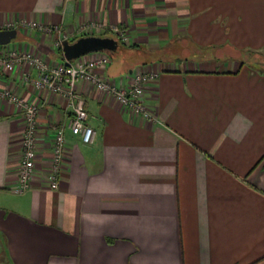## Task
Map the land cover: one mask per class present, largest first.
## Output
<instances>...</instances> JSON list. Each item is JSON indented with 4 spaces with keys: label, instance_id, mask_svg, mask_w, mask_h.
<instances>
[{
    "label": "crops",
    "instance_id": "1",
    "mask_svg": "<svg viewBox=\"0 0 264 264\" xmlns=\"http://www.w3.org/2000/svg\"><path fill=\"white\" fill-rule=\"evenodd\" d=\"M92 21L102 28L91 35L116 39L117 26L138 50L106 67L117 85L157 73L144 93L155 120L79 82L95 138L65 131L51 190L50 126L70 110L23 83L24 69H0V89L40 106L35 176L18 192L23 123L0 101V264H264V0H0V27L59 26L73 41ZM16 30L0 50L66 61L57 33Z\"/></svg>",
    "mask_w": 264,
    "mask_h": 264
},
{
    "label": "built area",
    "instance_id": "2",
    "mask_svg": "<svg viewBox=\"0 0 264 264\" xmlns=\"http://www.w3.org/2000/svg\"><path fill=\"white\" fill-rule=\"evenodd\" d=\"M20 28L47 30L59 33V26L45 27L37 23H18ZM16 22H8L2 29H19ZM102 28L97 22H85L77 31L84 35L93 30ZM113 34L125 43L127 37L123 29L110 27ZM67 38L56 40L55 44L62 46ZM5 46V45H4ZM94 58L84 56L60 63H52L44 56L22 47L13 46L0 50V69L5 72H15L16 69H24L20 73L23 83H31L35 88L57 94L66 101L70 110V116L66 123H56L50 126L53 131L51 144L50 167L44 174L46 185L51 190H57L60 184V175L66 150L65 131L69 130L78 136L82 143L91 144L95 138V130L88 124V113L85 107V99L77 90L79 82L89 84L93 89L110 96L119 103L130 116L141 117L146 121H153L155 117L150 107L144 103L146 88L152 84L157 73L154 71L139 70L134 72L127 85H117L105 74L106 67L110 63L108 54L97 52ZM34 72V76H32ZM0 101L13 105L21 115L23 132L21 140V154L17 170L18 192H24L31 187L36 171L37 139L39 134L38 115L40 106L24 100L18 93L11 89H0Z\"/></svg>",
    "mask_w": 264,
    "mask_h": 264
},
{
    "label": "water",
    "instance_id": "3",
    "mask_svg": "<svg viewBox=\"0 0 264 264\" xmlns=\"http://www.w3.org/2000/svg\"><path fill=\"white\" fill-rule=\"evenodd\" d=\"M17 36L16 29L0 30V46L8 45ZM118 40L110 36L85 35L73 41L62 42V54L66 61L78 59L90 53H105L110 55L118 47Z\"/></svg>",
    "mask_w": 264,
    "mask_h": 264
},
{
    "label": "trees",
    "instance_id": "4",
    "mask_svg": "<svg viewBox=\"0 0 264 264\" xmlns=\"http://www.w3.org/2000/svg\"><path fill=\"white\" fill-rule=\"evenodd\" d=\"M117 39V38H116ZM118 40V47L117 49L114 51V52H111L109 56L110 58V61H112L113 59H116V58H119V57H125V56H129L132 51V55L135 54V53H138L137 51V48H136V45H126L125 43H123L122 41H120L119 39ZM59 53L61 56H63L62 54V47L59 49ZM242 56H246V57H249V56H252L251 54L249 53H245V54H242ZM245 59H248V58H245ZM260 68L258 69V71L260 72H264V63L263 64H260Z\"/></svg>",
    "mask_w": 264,
    "mask_h": 264
},
{
    "label": "rangeland",
    "instance_id": "5",
    "mask_svg": "<svg viewBox=\"0 0 264 264\" xmlns=\"http://www.w3.org/2000/svg\"><path fill=\"white\" fill-rule=\"evenodd\" d=\"M117 27V26H116ZM119 28V27H118ZM24 29H29L28 27H24ZM119 29H122V28H119ZM29 30H32V29H29ZM35 30H39V29H35ZM124 30V29H123ZM39 31H42L44 34H48L49 36L54 34L55 32L52 31V32H47V30H39ZM125 33V31H124ZM69 34H72L71 32ZM53 36V35H52ZM57 37L55 38L53 36V39H51L52 41H54V47H57L58 50L61 48V46L59 44H55L56 40L58 39H62L63 36H68V33L66 32V30H60V32L56 35ZM76 37L72 38L73 40L75 39ZM16 39L12 40L9 44H12Z\"/></svg>",
    "mask_w": 264,
    "mask_h": 264
}]
</instances>
